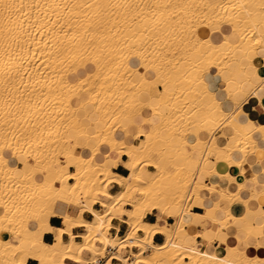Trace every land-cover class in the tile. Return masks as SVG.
<instances>
[{"label":"bare ground","instance_id":"obj_1","mask_svg":"<svg viewBox=\"0 0 264 264\" xmlns=\"http://www.w3.org/2000/svg\"><path fill=\"white\" fill-rule=\"evenodd\" d=\"M211 69L230 111L207 88ZM262 69L264 0H0V264H82L107 248L122 264H264L237 233L218 240L224 250L189 244L204 219L216 234L235 225L247 236L264 217V182L228 188L230 168L243 173L247 155L264 147V123L242 109L259 97ZM154 80L161 90L148 88ZM223 124L230 132L220 143L213 131ZM118 161L126 176L113 172ZM234 202L245 207L240 216L229 211ZM198 204L204 213L191 211ZM152 211L175 222L148 223ZM52 215L62 227L49 225ZM112 218L128 225L122 236L109 234ZM155 233L164 241L153 243ZM125 247L136 248L131 259Z\"/></svg>","mask_w":264,"mask_h":264},{"label":"crops","instance_id":"obj_2","mask_svg":"<svg viewBox=\"0 0 264 264\" xmlns=\"http://www.w3.org/2000/svg\"><path fill=\"white\" fill-rule=\"evenodd\" d=\"M223 28H222L223 32H225V29H226V32H228V29L226 26H224ZM198 33L200 35L204 36V35H206L207 32L200 29L198 31ZM136 64H137L136 61L132 60V65H136ZM261 71H262V74H264V69H262ZM203 79L207 85V88L211 92H213L215 94V96L221 101L222 108L224 110L230 111L232 109V103L220 91L222 86H221L220 79H219L218 75L216 74V71L214 69H211V70H209V72L208 71L205 72L203 75ZM156 88L157 89L159 88L158 90H161L160 86H157ZM256 92L259 95V97L255 94L249 95L243 101L242 109H243L244 113L246 114V116L250 120H252L254 123H264V82H262L261 86H259L257 88ZM144 128H146V126H144ZM133 129L135 130V127L130 128L131 133L134 132ZM229 132H230L229 128L223 124L220 126V128L218 127L217 129H215L213 131V135L219 139L220 143H222L224 141V139L221 137V133L228 135ZM187 138L190 141H193V139H194L193 135H191V134H188ZM132 142L137 143L138 139L132 138ZM261 143L264 144V141H260V144ZM214 155L215 154H212V157H214ZM125 158L126 157L124 155L121 156V160H124ZM241 158L242 157L240 155L236 156V159H241ZM256 160H257V162H256ZM249 166H250V168H249ZM112 170L114 173H116L118 175H122V176L125 175L126 176L128 174L127 169L122 165V163L120 161L117 162V165L115 167H112ZM70 171H72V170H70ZM16 172H17V175H19L18 169L16 170ZM230 172L233 175L234 179L232 182H230L228 184L229 189H233L235 184H237V183H242L244 185L245 189L252 188L253 183H251L250 181H247V179H251L254 176L257 178L258 181L264 182V176H262V175H264V147L258 148L254 151V153H250L249 155H247L246 162L244 163V172L243 173H239V171L236 168H230ZM201 179L205 183H210L209 178L201 177ZM225 186H226V182L220 181L219 188L224 190ZM111 187H119V186L112 184ZM116 191H118V190H116ZM116 191H113V192H116ZM201 193L204 197L209 195V192L207 190H202ZM249 193H250V191H247L244 193V195H248ZM256 204L261 205L259 207V210L264 211V196H262V195L259 196L256 199ZM256 204L254 202H252V207L255 208ZM98 205H99L98 203H94L93 208L96 210H101V209L97 208ZM125 208H128V207L125 206ZM62 211H67L69 213L75 214L76 213L75 211H77V209L75 207H72V206H66V207L62 208ZM191 211L194 213H204V208L201 207L200 204H198V205L193 206ZM229 211L235 215L240 216L245 211V207L241 203L234 202L231 205H229ZM218 215H219V217H223L224 213L219 211ZM123 217H125V216L123 215ZM82 218L86 219V220H91L92 215L89 212L84 211L82 214ZM185 218H186V220L191 219L190 213L186 214ZM144 220L148 223H151V224H156V222H157V224L159 223L158 226H160V227L165 226V224L166 225H168V224L173 225V223L175 222L174 217L162 218L161 215L157 211H152V212L147 213L146 216L144 217ZM110 222H111V225H110V228L108 229V232L110 235L122 236L125 233V231L127 230L128 225L118 218H112ZM249 223L253 227V233H252L253 235L249 234L247 236L246 235L243 236V233L239 232L235 225H229L226 229H223L219 233L216 234L212 230V227L210 225V221H208L207 219H204L202 222L196 224L193 228L190 229V232L193 234H197V236L195 237L194 241H189V244H192L193 247L196 249H205L208 245H213L214 247H219L222 250H224L225 245L220 244L218 240L223 239L227 235H232V234L237 233L241 238V241L239 242V245H241L240 246L241 248H244V247L249 245L250 248H249V246L247 248V249H249V254H251V255L252 254H258L259 256H264V226H262L260 228V225L264 224V217H262V218L261 217H255V219H253ZM49 225L51 227H54V228L62 227L63 220L59 215H52L49 218ZM72 232L74 235H76V237H75V240H76V238H79V237H77V235L83 232V228L78 227V226L73 227ZM200 234L205 235L204 240L200 237ZM6 236L8 237V235H6ZM213 237H215L216 239L213 240L212 244H211L210 239ZM242 237H243V239H242ZM62 238H63V240H68V236L66 234H63ZM164 239H165L164 234L155 233L153 235V243H155V244L163 242ZM43 241L45 243H48V244L53 243L55 241L54 234L51 232H45L43 234ZM256 243H259L258 247L256 249H252L251 247L253 245H255ZM124 251H125V253H128V250L126 251L124 249ZM107 259H109V258H105L101 262V264H103ZM232 260H235V258L233 257ZM109 261H110V259H109ZM65 262L67 264H75V262H73L69 259H66ZM26 264H38V263L34 259H28ZM109 264H122V262L120 260L119 261L111 260L109 262Z\"/></svg>","mask_w":264,"mask_h":264},{"label":"rangeland","instance_id":"obj_3","mask_svg":"<svg viewBox=\"0 0 264 264\" xmlns=\"http://www.w3.org/2000/svg\"><path fill=\"white\" fill-rule=\"evenodd\" d=\"M155 81V83L154 82H152V84L149 82V84H148V88L150 89V90H152V89H155L156 88V80H154ZM73 82H77V78L76 77H74L73 78ZM155 84V85H154ZM78 103V100H76V102H75V104H77ZM190 125H188V127H189ZM187 127V128H188ZM188 131H190V127L187 129V132ZM70 134V131L67 129L66 130V135H69ZM205 135H206V137H208L209 135H210V133L209 132H206L205 131V133H204ZM209 134V135H208ZM79 150V149H78ZM149 169H151L150 167H149ZM70 170H73L72 168H70ZM210 180V179H209ZM119 189H121V187H109V191H111V192H113V191H116V190H119ZM124 206H127V205H124ZM128 207V206H127ZM97 208H99V209H101L102 210V208L98 205L97 206ZM141 232H138V234H140ZM216 238L215 237H213V238H211L210 239V243L212 244V241L213 240H215ZM76 240H80V238H76ZM94 240V239H93ZM95 241V240H94ZM14 242V241H13ZM103 251H105L104 249H103ZM103 251H101V253H99L97 256H96V258L95 259H98L99 257H102V256H104V252ZM128 253H130V252H128ZM124 254H127V253H125V251H124ZM88 256V252H84V257H87ZM89 261H92V260H88V261H86V260H84L83 262H82V264H87V262H89ZM76 264V263H75Z\"/></svg>","mask_w":264,"mask_h":264},{"label":"built area","instance_id":"obj_4","mask_svg":"<svg viewBox=\"0 0 264 264\" xmlns=\"http://www.w3.org/2000/svg\"><path fill=\"white\" fill-rule=\"evenodd\" d=\"M136 250L135 247H125V250ZM114 252H115V249H112V248H107L105 249L104 251V256L103 257H100L97 259V261H89L88 264H101V262L105 259V258H109L110 261L111 260H117V257L114 255ZM127 257L128 259H131V255L129 253H127Z\"/></svg>","mask_w":264,"mask_h":264}]
</instances>
